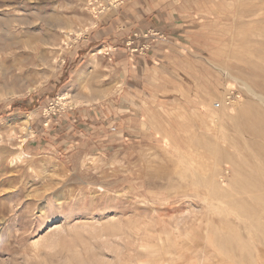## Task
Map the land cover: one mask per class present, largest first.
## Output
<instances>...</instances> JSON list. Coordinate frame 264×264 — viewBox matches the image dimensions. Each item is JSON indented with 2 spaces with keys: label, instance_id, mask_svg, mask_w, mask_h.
I'll return each mask as SVG.
<instances>
[{
  "label": "rangeland",
  "instance_id": "1",
  "mask_svg": "<svg viewBox=\"0 0 264 264\" xmlns=\"http://www.w3.org/2000/svg\"><path fill=\"white\" fill-rule=\"evenodd\" d=\"M121 1L0 0V264H264V0H151L186 49L128 77Z\"/></svg>",
  "mask_w": 264,
  "mask_h": 264
},
{
  "label": "crops",
  "instance_id": "2",
  "mask_svg": "<svg viewBox=\"0 0 264 264\" xmlns=\"http://www.w3.org/2000/svg\"><path fill=\"white\" fill-rule=\"evenodd\" d=\"M162 5L160 2L158 6H153L151 0H130L119 11L104 18L100 28L89 35L90 39L102 40L106 51H110L113 58L117 57L115 63L120 75L128 77L150 64L149 68L158 70L167 57L172 56L173 48L186 49L177 39L182 34L178 30L183 29L185 24L174 17L177 13L181 19L184 10ZM151 28L159 29L167 37L158 39L146 35ZM129 37L133 40L132 45H128ZM71 55L69 65L75 60L73 57H78V54Z\"/></svg>",
  "mask_w": 264,
  "mask_h": 264
},
{
  "label": "bare ground",
  "instance_id": "3",
  "mask_svg": "<svg viewBox=\"0 0 264 264\" xmlns=\"http://www.w3.org/2000/svg\"><path fill=\"white\" fill-rule=\"evenodd\" d=\"M254 92H255V90H254ZM255 95L257 96V99H260L261 100L260 102L264 106V96H262L263 94L259 95V94H256V92H255ZM245 119L246 120H245V124L243 126V132H245L247 135H250V136H252L254 138H257L259 140L258 142L257 141L256 142H253L252 141V145L254 147H256V149H259L260 152L262 153L263 157H264V110H261V109H258L257 110V109H255L253 116L252 117L245 118ZM248 163H249V160H248ZM255 164H256V162H255ZM253 165L254 164H251V163L249 164V166H253ZM254 167H255V165H254ZM262 184H263V182H262ZM253 189L251 188V190H253ZM262 189H264V188L262 187ZM248 190H249V187H248ZM263 201H264V199H263ZM110 229H112V228L110 227Z\"/></svg>",
  "mask_w": 264,
  "mask_h": 264
},
{
  "label": "trees",
  "instance_id": "4",
  "mask_svg": "<svg viewBox=\"0 0 264 264\" xmlns=\"http://www.w3.org/2000/svg\"><path fill=\"white\" fill-rule=\"evenodd\" d=\"M24 101L18 102L15 105L12 106V110L14 109H21V110H26V107L23 105ZM23 103V104H22Z\"/></svg>",
  "mask_w": 264,
  "mask_h": 264
},
{
  "label": "built area",
  "instance_id": "5",
  "mask_svg": "<svg viewBox=\"0 0 264 264\" xmlns=\"http://www.w3.org/2000/svg\"><path fill=\"white\" fill-rule=\"evenodd\" d=\"M117 2H119V3H120V2H122V1H121V0H117ZM228 98H230V97L228 96Z\"/></svg>",
  "mask_w": 264,
  "mask_h": 264
}]
</instances>
